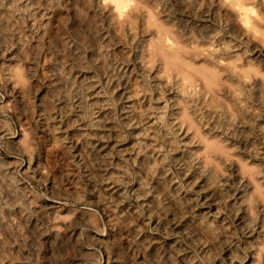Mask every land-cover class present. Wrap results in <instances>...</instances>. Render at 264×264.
Segmentation results:
<instances>
[{
    "label": "rangeland",
    "instance_id": "374dc122",
    "mask_svg": "<svg viewBox=\"0 0 264 264\" xmlns=\"http://www.w3.org/2000/svg\"><path fill=\"white\" fill-rule=\"evenodd\" d=\"M11 4L0 6V66L27 46L35 79L29 97L8 85L0 99L16 106L8 143L22 139V123L38 138L20 169L35 193L20 222L38 264H89L90 253L104 264L110 254L111 264H264V214L254 225L244 204L264 168V30L240 23L252 9L122 0L133 33L87 0L35 19ZM60 216L75 226L58 232Z\"/></svg>",
    "mask_w": 264,
    "mask_h": 264
},
{
    "label": "clouds",
    "instance_id": "9594fccd",
    "mask_svg": "<svg viewBox=\"0 0 264 264\" xmlns=\"http://www.w3.org/2000/svg\"><path fill=\"white\" fill-rule=\"evenodd\" d=\"M6 2L7 0H0V6H3V3ZM121 2L122 0H87V6L95 7L98 5L99 9L103 11H110L115 24L119 25L121 29L127 27L130 32L134 33L135 23L128 14H121ZM223 2L226 5H232L233 11H236L235 5L237 3L252 9L249 16L246 19H241L240 23L248 30L256 26L264 30V0H223ZM24 3L25 0H12L9 7L17 15L21 12H31L32 16L30 18L35 19L36 12L52 5L59 7L62 0H47V5L45 0H36L35 4H32V0H28V6L21 8L20 5ZM248 20H251L252 23L249 24ZM19 23L21 21L17 22V24ZM10 31L14 32L15 26ZM20 43L25 44L22 33ZM12 47L13 45L9 41L7 49L11 50ZM3 48L4 46L0 45V55L7 54L6 51L2 50ZM34 62L32 54L25 46L22 49V54L17 57L15 64L8 68L0 66V97L7 93L8 85H12L14 90L26 98L32 94L35 71L31 65ZM15 110L16 106L14 104L10 106L3 105L2 99H0V152L7 151L9 155L16 157L14 163H9L4 160L3 156H0V264H38L35 236H32L30 232H26V223L20 222L21 219L26 220L32 214L34 203L30 200V197L35 195L32 190L21 187V184L24 183L23 177L27 173H21L20 169L24 165L25 156L30 159L34 157L39 148L38 138L30 123H22V139L16 145L8 143L17 134L15 123L11 122L10 117H8V112ZM25 114L28 115L30 121L32 113L29 111ZM163 120V116L159 117V121ZM250 183L252 193L248 194L244 204L248 205L255 225L259 224L260 216L264 214V196L256 197L257 184L262 186L261 191L264 192V168L256 170V175L254 178H250ZM254 200L255 205H253ZM17 208L21 210L20 219L17 218L15 212ZM253 208L254 211H252ZM61 223L69 229L75 226L73 216H60L54 221L58 232L64 230L59 227ZM29 240H31V243H29ZM17 245H19L18 249ZM25 252L28 255H25ZM85 259L89 264H104L102 255L90 253ZM109 259L111 264V254ZM62 264H69L67 257L64 258Z\"/></svg>",
    "mask_w": 264,
    "mask_h": 264
},
{
    "label": "bare ground",
    "instance_id": "6f19581e",
    "mask_svg": "<svg viewBox=\"0 0 264 264\" xmlns=\"http://www.w3.org/2000/svg\"><path fill=\"white\" fill-rule=\"evenodd\" d=\"M123 4V3H122ZM242 8V7H241ZM125 10H126V8H125ZM245 11V10H244ZM212 75V74H211Z\"/></svg>",
    "mask_w": 264,
    "mask_h": 264
}]
</instances>
